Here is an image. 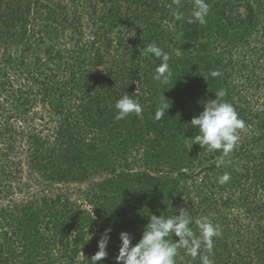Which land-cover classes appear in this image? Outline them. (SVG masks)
<instances>
[{
    "label": "trees",
    "instance_id": "16d2710c",
    "mask_svg": "<svg viewBox=\"0 0 264 264\" xmlns=\"http://www.w3.org/2000/svg\"><path fill=\"white\" fill-rule=\"evenodd\" d=\"M181 3L177 21L173 0H0V197L13 192L23 153L52 183L107 175L89 194L93 215L60 193L0 206V264H91L108 228L99 264H117L122 231L135 244L148 214L183 207L220 226L214 264H264V106H251L264 105V0H207L206 25L188 23L192 0ZM85 22L100 30L92 40ZM153 42L171 57L167 85L153 79L161 61L144 54ZM221 90L247 131L218 168L219 150L187 145L198 134L190 121ZM123 95L140 100V116L115 119ZM163 95L171 106L156 120ZM39 103L57 118L50 134L32 120ZM203 159V196L178 206ZM225 172L229 181L218 183ZM239 204L255 233L232 226L227 210ZM177 264H201L200 256L180 249Z\"/></svg>",
    "mask_w": 264,
    "mask_h": 264
},
{
    "label": "clouds",
    "instance_id": "9594fccd",
    "mask_svg": "<svg viewBox=\"0 0 264 264\" xmlns=\"http://www.w3.org/2000/svg\"><path fill=\"white\" fill-rule=\"evenodd\" d=\"M173 2L176 5V9L172 12L174 19L184 20L181 0H173ZM209 12L210 5L207 0H192L188 23L198 22L200 25H206ZM144 54L153 55L161 61L155 69L153 79L161 85H167L173 76L170 54L155 42L145 46ZM212 75L216 76L219 73L213 72ZM215 93L217 98L204 102V110L190 121L191 127L197 129L198 134L194 135V139L187 146L191 149L194 144H199L201 148L206 147L209 152L219 150L222 153L216 162L219 168L231 162V154L241 139L239 131L245 130L246 124L233 104L223 99L225 92L221 90ZM167 100L165 95L159 98L154 119L160 120L165 116L171 106ZM115 109L117 110L115 119L118 121L127 118L130 114L140 116L143 111L140 100L129 95H123L118 99ZM229 179L230 174L225 172L218 177V183L225 184ZM148 216L149 220L137 243H132L131 233L127 231L120 233L122 243L115 258L117 264H177L180 249H184L192 258L199 255L201 264H214L210 257L214 238L221 235V229L209 217L193 220L185 208L180 209L179 214L150 213ZM193 223L198 229V235L191 226ZM110 232L111 228L105 229L104 235L98 242L99 250L90 258L91 264H99L107 257ZM173 235L178 239H169ZM202 247L207 254L201 253Z\"/></svg>",
    "mask_w": 264,
    "mask_h": 264
},
{
    "label": "rangeland",
    "instance_id": "374dc122",
    "mask_svg": "<svg viewBox=\"0 0 264 264\" xmlns=\"http://www.w3.org/2000/svg\"><path fill=\"white\" fill-rule=\"evenodd\" d=\"M99 10V9H98ZM85 38H87L86 41H88V38H91L94 36L95 30L99 32L100 30L94 28L92 25L85 22ZM115 35V31L113 33V36ZM79 35L75 33L74 37L75 40L79 39ZM96 38L100 41L103 40V37L101 38V32L96 36ZM263 98L259 99V103L255 104V101H252L251 106L253 108H263L264 105H262ZM34 112H36L32 120L34 119V123L38 128H43L45 134L52 133V128L55 127V124L57 122V118L53 116L51 110L46 106H42V104H37ZM247 131V128H245L244 132ZM239 135L242 136V130L239 131ZM245 138V137H243ZM236 149V148H235ZM22 150V147L18 148V154H20ZM16 154V151L13 153V155ZM12 155V154H11ZM18 158L20 160H17L19 164L16 166V176L15 178L10 181L9 183L12 185L13 192L8 195L5 199L0 197V206L2 205H11L15 206L26 199L30 198H38L40 196L45 195H53L60 193L64 195L63 197H68L71 202H73L76 205L77 210H86L90 214L93 213L92 211V205L89 202V198L91 194V190L94 189L95 183H101L104 181L107 177L105 173L95 175L94 178H89L86 180H73L70 182H58V183H52L48 181V179L43 178V176L35 171L34 169H31V167L27 163L26 156H24V153L22 155H19ZM242 159L241 157H239ZM209 165V161L203 159L201 162V165L199 164L195 171L193 172V178L188 179L187 185L189 186V193L190 197L186 194H183L180 199L178 200V206H186L189 199L196 202L198 196L202 197L203 193H200V191L204 190V184H203V177L204 173L202 172V167ZM18 170V171H17ZM199 193V195H198ZM227 195V192L225 193ZM184 208V207H183ZM227 209V208H226ZM230 215V222L233 227L236 225L242 226L243 233H255L254 230H256V223L255 219L251 217H247V212L245 211V207L243 205L234 207H231L227 210ZM93 215V214H92ZM249 215V214H248ZM250 216V215H249ZM97 218V216H96ZM255 228V229H254Z\"/></svg>",
    "mask_w": 264,
    "mask_h": 264
}]
</instances>
